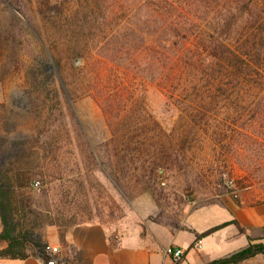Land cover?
<instances>
[{
  "label": "rangeland",
  "instance_id": "374dc122",
  "mask_svg": "<svg viewBox=\"0 0 264 264\" xmlns=\"http://www.w3.org/2000/svg\"><path fill=\"white\" fill-rule=\"evenodd\" d=\"M180 1L196 22L226 18L225 0ZM106 5L0 1V132L25 147L13 157L23 177L31 176L22 189L33 203L54 208L65 189V213L117 232H177L191 227L188 211L210 208L216 225L231 221L226 226L249 233L264 213V87L206 86L197 82L198 66L195 87L198 38L177 44L176 61L163 63L170 35L163 23H183L179 9ZM47 64L57 69L50 87L59 97L38 89L37 67ZM10 159L0 152V165ZM199 239L181 263L192 248L204 254ZM250 242L264 243L249 234ZM6 245L0 238V248ZM240 247L204 254L201 262ZM258 254L238 264H264Z\"/></svg>",
  "mask_w": 264,
  "mask_h": 264
},
{
  "label": "trees",
  "instance_id": "16d2710c",
  "mask_svg": "<svg viewBox=\"0 0 264 264\" xmlns=\"http://www.w3.org/2000/svg\"><path fill=\"white\" fill-rule=\"evenodd\" d=\"M97 1H99V7L104 8L105 3H108L106 5L108 7L109 3L119 0ZM127 2H130L131 7L145 6L155 10L182 8L180 0H127ZM225 2L226 18L219 21L218 24H204L205 19L196 22V15L189 10L185 12L180 9L178 17L183 16V23L166 20L163 23V30L170 35L167 38L164 37L165 45L162 44L166 50L163 63L167 65L171 61L175 62L174 56L181 49H176V45L181 43L183 46L185 41L195 37L198 38V43L195 44L196 47L192 55L195 72L191 79V82L195 83V87L196 66H198L199 78L197 82L206 86L246 88L261 85L263 88L264 6L262 3L264 0H225ZM49 5L50 8L57 10L61 8L58 3ZM175 12L173 11V13ZM206 28L210 31H207ZM204 32H209V35H205ZM196 49L198 65H196ZM80 54L85 56L83 52ZM181 56L177 61H180ZM117 58L121 59L122 57L118 55ZM163 66L165 67L164 64ZM56 74H58L56 67L48 64L41 65L36 70V78L40 84L38 89H47L48 93L52 94V98L60 96L56 88L50 87ZM24 148L23 143L10 140L5 133L0 132V152L7 151L11 156L8 166L0 165V216L3 227L0 238L7 242L6 246L0 248V257L27 258L34 248L41 250L47 257L46 249L49 243L44 239L46 227L50 224L62 227L81 223L77 215L65 213L62 207L68 195L65 189H62L60 201L55 203L56 208L49 203L45 205L42 201L35 199L33 203L31 191L22 189L31 176L23 177L13 165L17 161L13 157L21 152L24 153ZM50 190L51 186L45 187L44 196L49 197ZM229 223L231 221L214 225L199 233L198 238L211 234ZM258 253H264V243L250 242L230 255L213 259L205 264H238Z\"/></svg>",
  "mask_w": 264,
  "mask_h": 264
},
{
  "label": "crops",
  "instance_id": "0c3cea01",
  "mask_svg": "<svg viewBox=\"0 0 264 264\" xmlns=\"http://www.w3.org/2000/svg\"><path fill=\"white\" fill-rule=\"evenodd\" d=\"M214 211L209 208L204 215L198 209L195 212L188 211L186 215L189 216L190 228L182 227L177 232L166 228L162 235L117 232L106 223L94 221L62 227L50 224L44 239L51 246L62 247L66 264H169L171 256L167 252L168 246L173 244L187 248L192 245L199 233L217 224ZM249 234L253 241L264 242V213L255 216L249 233L240 232L231 224L203 236L204 248L201 251L204 250V254L208 255L217 250H233L239 245L243 248L249 244ZM196 250L192 248L181 264H202V256L205 255ZM257 257L261 258L259 254ZM46 263V257L36 248L27 258L0 257V264Z\"/></svg>",
  "mask_w": 264,
  "mask_h": 264
},
{
  "label": "built area",
  "instance_id": "2783aa9c",
  "mask_svg": "<svg viewBox=\"0 0 264 264\" xmlns=\"http://www.w3.org/2000/svg\"><path fill=\"white\" fill-rule=\"evenodd\" d=\"M40 182L36 181L35 185H39ZM198 247H203L204 243L202 239L197 242ZM47 263L46 264H66L62 256V247L60 246H47ZM168 254L171 256V262L169 264H180L185 254V248L178 245H169L167 248Z\"/></svg>",
  "mask_w": 264,
  "mask_h": 264
}]
</instances>
